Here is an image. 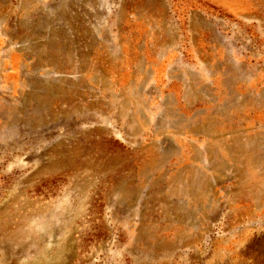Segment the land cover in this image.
I'll return each instance as SVG.
<instances>
[{
    "label": "rangeland",
    "instance_id": "1",
    "mask_svg": "<svg viewBox=\"0 0 264 264\" xmlns=\"http://www.w3.org/2000/svg\"><path fill=\"white\" fill-rule=\"evenodd\" d=\"M0 264H264V0H0Z\"/></svg>",
    "mask_w": 264,
    "mask_h": 264
}]
</instances>
